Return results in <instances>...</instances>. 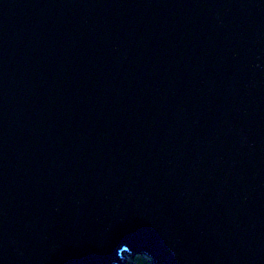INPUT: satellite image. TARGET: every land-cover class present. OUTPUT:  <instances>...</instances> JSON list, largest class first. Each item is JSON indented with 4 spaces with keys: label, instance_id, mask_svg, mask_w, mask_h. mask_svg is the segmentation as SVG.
<instances>
[{
    "label": "water",
    "instance_id": "obj_1",
    "mask_svg": "<svg viewBox=\"0 0 264 264\" xmlns=\"http://www.w3.org/2000/svg\"><path fill=\"white\" fill-rule=\"evenodd\" d=\"M264 264V0H0V264Z\"/></svg>",
    "mask_w": 264,
    "mask_h": 264
},
{
    "label": "trees",
    "instance_id": "obj_2",
    "mask_svg": "<svg viewBox=\"0 0 264 264\" xmlns=\"http://www.w3.org/2000/svg\"><path fill=\"white\" fill-rule=\"evenodd\" d=\"M132 260H134L133 262H132V264H153L150 260H148L147 258H145V257H143V256H138V255H136V257L134 258V259H132Z\"/></svg>",
    "mask_w": 264,
    "mask_h": 264
},
{
    "label": "rangeland",
    "instance_id": "obj_3",
    "mask_svg": "<svg viewBox=\"0 0 264 264\" xmlns=\"http://www.w3.org/2000/svg\"><path fill=\"white\" fill-rule=\"evenodd\" d=\"M124 257L126 258L125 262H122V263L119 262V263H116V264H132V262L134 261V260H132V257L130 255L129 251L124 252Z\"/></svg>",
    "mask_w": 264,
    "mask_h": 264
},
{
    "label": "bare ground",
    "instance_id": "obj_4",
    "mask_svg": "<svg viewBox=\"0 0 264 264\" xmlns=\"http://www.w3.org/2000/svg\"><path fill=\"white\" fill-rule=\"evenodd\" d=\"M135 257H136V256H135ZM135 257H132V259H134ZM124 258H125V257H124ZM125 259H126V258H125ZM125 261H126V260H125ZM125 261H124V262H125Z\"/></svg>",
    "mask_w": 264,
    "mask_h": 264
}]
</instances>
